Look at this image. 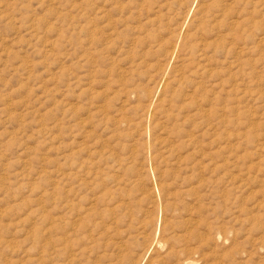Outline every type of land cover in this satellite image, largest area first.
<instances>
[{
  "label": "rangeland",
  "instance_id": "rangeland-1",
  "mask_svg": "<svg viewBox=\"0 0 264 264\" xmlns=\"http://www.w3.org/2000/svg\"><path fill=\"white\" fill-rule=\"evenodd\" d=\"M0 264H264V0H0Z\"/></svg>",
  "mask_w": 264,
  "mask_h": 264
}]
</instances>
